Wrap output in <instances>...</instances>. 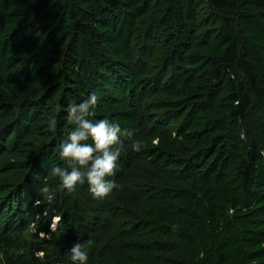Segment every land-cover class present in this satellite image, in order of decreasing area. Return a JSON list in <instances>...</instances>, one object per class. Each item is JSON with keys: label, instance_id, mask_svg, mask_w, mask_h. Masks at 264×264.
Instances as JSON below:
<instances>
[{"label": "trees", "instance_id": "trees-1", "mask_svg": "<svg viewBox=\"0 0 264 264\" xmlns=\"http://www.w3.org/2000/svg\"><path fill=\"white\" fill-rule=\"evenodd\" d=\"M92 93L121 128L103 199L51 171ZM89 240L87 264H264V0H0V264Z\"/></svg>", "mask_w": 264, "mask_h": 264}, {"label": "clouds", "instance_id": "clouds-1", "mask_svg": "<svg viewBox=\"0 0 264 264\" xmlns=\"http://www.w3.org/2000/svg\"><path fill=\"white\" fill-rule=\"evenodd\" d=\"M98 97L95 93L89 95L88 99L79 104H70L68 106V116L76 127L68 134L67 140L60 144L59 155L62 160L73 163L74 166L69 172L68 169L59 166L52 168V174L58 176L61 180L60 187L72 192L77 185H83L85 181L89 185V191L94 198L103 199L108 196L118 185L113 180L107 177L114 176L118 167L117 161L120 157V148L114 147L121 144L120 136L121 128L119 124L103 118L93 123L88 117L95 116L94 109L98 102ZM77 109L81 112V116L73 120ZM61 110V106H56L57 113ZM56 127V120L53 118L49 123V128L53 131ZM126 135H133L131 130H126ZM91 139L92 144L83 143ZM133 151H139L140 145L133 142L131 145ZM41 192L48 194L50 189L45 186ZM51 200L52 196L48 195ZM39 204L40 201L35 202ZM92 241L86 243H74L70 251V259L73 264H87L89 253L86 250ZM41 255H43L41 253Z\"/></svg>", "mask_w": 264, "mask_h": 264}, {"label": "rangeland", "instance_id": "rangeland-1", "mask_svg": "<svg viewBox=\"0 0 264 264\" xmlns=\"http://www.w3.org/2000/svg\"><path fill=\"white\" fill-rule=\"evenodd\" d=\"M58 222H59L58 217H53L50 224H49V229L54 230L58 226ZM41 235H42V233H41Z\"/></svg>", "mask_w": 264, "mask_h": 264}]
</instances>
